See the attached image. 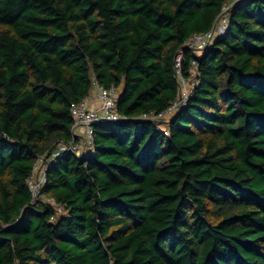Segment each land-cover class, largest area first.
I'll use <instances>...</instances> for the list:
<instances>
[{
    "label": "trees",
    "instance_id": "trees-1",
    "mask_svg": "<svg viewBox=\"0 0 264 264\" xmlns=\"http://www.w3.org/2000/svg\"><path fill=\"white\" fill-rule=\"evenodd\" d=\"M227 1L0 0V264H264V0L185 46ZM93 82L122 118L33 193Z\"/></svg>",
    "mask_w": 264,
    "mask_h": 264
},
{
    "label": "built area",
    "instance_id": "built-area-1",
    "mask_svg": "<svg viewBox=\"0 0 264 264\" xmlns=\"http://www.w3.org/2000/svg\"><path fill=\"white\" fill-rule=\"evenodd\" d=\"M235 1L237 0H228L222 6L220 14L215 19L211 29L205 33L192 35L185 43V46L199 53L211 43L215 36L222 34L227 25L230 6ZM181 56L182 50L179 51L175 60V67L178 74H180ZM192 64L194 65L195 62L193 61ZM187 84L188 88L186 87ZM192 87L193 80L185 79L179 75V95L177 99L163 113L151 118L165 119L166 116H170L179 106L185 104L188 96L191 94ZM93 89L94 91L92 93L80 101L72 103L70 106V112L73 117L71 128L72 140L57 144L55 149L47 157L46 162H44L43 158L37 159L33 169V176L29 181L33 193H36L40 185L44 182V171L50 161L67 152L81 155L91 147L93 125L116 121L122 118L117 110L116 90L114 88L101 87L96 82H93ZM163 133H166V131L163 130ZM57 211L61 212V209L57 207Z\"/></svg>",
    "mask_w": 264,
    "mask_h": 264
},
{
    "label": "rangeland",
    "instance_id": "rangeland-1",
    "mask_svg": "<svg viewBox=\"0 0 264 264\" xmlns=\"http://www.w3.org/2000/svg\"><path fill=\"white\" fill-rule=\"evenodd\" d=\"M186 87L188 88V84L186 85ZM167 117H169V116H166L165 119H166ZM165 119H164V120H165ZM160 120H163V118H161Z\"/></svg>",
    "mask_w": 264,
    "mask_h": 264
}]
</instances>
